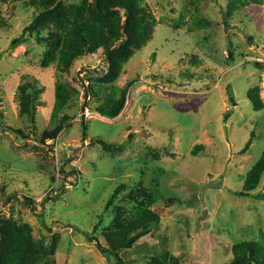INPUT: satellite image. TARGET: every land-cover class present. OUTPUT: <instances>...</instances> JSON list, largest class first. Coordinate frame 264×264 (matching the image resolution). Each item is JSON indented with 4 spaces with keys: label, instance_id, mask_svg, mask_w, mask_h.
Returning a JSON list of instances; mask_svg holds the SVG:
<instances>
[{
    "label": "rangeland",
    "instance_id": "374dc122",
    "mask_svg": "<svg viewBox=\"0 0 264 264\" xmlns=\"http://www.w3.org/2000/svg\"><path fill=\"white\" fill-rule=\"evenodd\" d=\"M59 1L91 15L93 0ZM143 2L150 37L107 81L101 49L58 70L48 58L54 24L10 47L38 11L29 0H0V214L27 225L56 264H111L87 237L107 247L103 233L114 218L132 216L140 189L155 192L149 209L159 225L118 252L124 264H151L164 251L178 264H227L234 244L264 247V172L240 195L264 148V0ZM105 18L118 29L126 19L122 11ZM120 30L110 47L124 42ZM129 82L120 115L99 116L110 89ZM255 88L259 111L247 97ZM21 90L31 97L33 125ZM57 125L55 140L41 139ZM118 185L124 190L107 206Z\"/></svg>",
    "mask_w": 264,
    "mask_h": 264
},
{
    "label": "trees",
    "instance_id": "16d2710c",
    "mask_svg": "<svg viewBox=\"0 0 264 264\" xmlns=\"http://www.w3.org/2000/svg\"><path fill=\"white\" fill-rule=\"evenodd\" d=\"M143 3V0H93L90 17L83 19L79 10L65 11L59 0H29V5L34 7L38 14L28 26L23 28L20 36L10 42V47L20 44L25 34L31 36L37 33L42 25L51 23L60 31L56 34L51 33L49 36L48 58L56 62L58 70L68 71L85 55L95 54L101 49L106 53L111 66L110 77L107 81H112L118 77L122 65L132 55L133 48H138L150 37L149 32L152 30L151 15ZM114 11H122L126 18L123 26L119 29L116 23L105 21V17ZM119 30L124 42L110 47V43ZM47 61L46 58L44 62ZM131 85L132 83L129 82L124 87L110 89L103 101L95 108V112L108 120L117 118L124 109ZM247 97L256 111L263 108L256 88L249 90ZM30 99V95L21 90V112L33 125L34 115L30 108ZM227 117L228 113L224 116V122ZM61 128L62 125H57L51 130L44 131L41 139L55 140ZM13 132L22 136V132L19 130H13ZM85 138L83 133V140ZM253 138L254 133L252 131L249 140L239 151L240 155L249 150ZM98 143L103 148L108 149L103 141L99 140ZM201 149L203 146L197 145L191 150V154L195 156ZM263 172L264 148L260 158L246 173L241 196H249L256 189ZM124 188V185H118L114 189L107 206L111 205L112 200ZM154 200L155 192L138 190V198L132 216L130 218H114L106 233H103L107 247L101 246L97 238L93 236L88 235V242H94L97 250L109 261L111 260V264H124V260L119 257L118 252L122 249L131 248L140 238L148 235L159 225V216L149 209ZM24 204L31 206L33 203L30 199L25 198ZM0 264L56 263L52 250L42 242L33 239L27 225L17 224L11 218L0 214ZM151 264H178V261L175 257L170 256L167 251H164L160 260H153ZM227 264H264V247L253 242L234 244L232 260Z\"/></svg>",
    "mask_w": 264,
    "mask_h": 264
}]
</instances>
